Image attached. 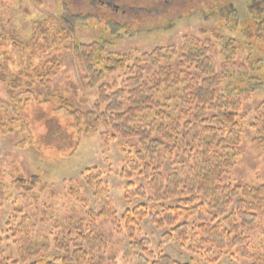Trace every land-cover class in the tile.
<instances>
[{"label":"trees","instance_id":"16d2710c","mask_svg":"<svg viewBox=\"0 0 264 264\" xmlns=\"http://www.w3.org/2000/svg\"><path fill=\"white\" fill-rule=\"evenodd\" d=\"M195 1L215 9L227 0H170L167 8L147 10L151 12L147 16L154 17V13L168 16L185 5L191 8ZM243 11V18L233 9L216 11L217 24L236 34L216 36L219 63L210 57L215 52L212 39H200L193 34L183 35L175 44L155 46L142 53L107 52L105 36L118 34L130 26L132 19L120 22L103 17V35L90 43H79L75 29L88 25L87 21L93 17L71 7L63 8L57 25L47 27V33L58 28L48 41L40 42L36 35L31 39L33 42L24 41L11 36L12 28L7 31L3 26L0 83L6 86V94L3 99L0 97V136L16 130L27 134L28 139L33 137L37 123L30 122L27 115L29 95L35 81H43L60 65L56 55L48 52V59L45 55L36 64L31 63V58L43 55L58 39L70 40L64 47L74 55L87 86H96L97 98L91 110L68 108L71 116L68 126L75 127L79 134H88L98 132L101 128L98 124L102 123L104 128L98 133L103 141L113 140L116 135L124 139L125 144L136 140L138 149L134 153L131 147L121 146L123 164L117 175L125 181L123 196L126 200L147 201L124 210L118 218L111 200L101 198L108 192L102 171L89 166L80 173L79 186L84 183L93 191L99 199V210L88 209L87 199L83 198L80 205L85 210L84 215L69 216L64 223L51 221V230L46 235L38 228V221L44 220L14 207L3 228L0 226V244L4 239L16 241L21 236L28 240L23 242L19 259H12V264L18 261L98 264L107 245L94 230L96 222L102 219L109 220L119 233L126 235L138 264H183L167 254L149 250L147 238H136L139 224L145 219L156 229H163L161 243L176 239L186 245L190 241L187 249L200 253L208 264H216L222 255L236 259L231 253L236 247H241L239 257L249 264H264V245L250 244L248 236L241 231L264 218V185L221 183L229 151L236 153L242 119L246 116L240 114L241 103L253 93L264 92V0H244ZM6 45H12L16 52L23 48L28 51L17 58L21 67L9 65L15 53ZM112 75H122L121 85L116 78L108 79ZM34 97L36 102H43L41 96ZM62 101L70 107L64 99ZM36 109L41 118V109ZM251 112L252 142L256 147L264 146V99ZM52 120L55 119H49L47 126H51ZM216 146L219 152L215 151ZM167 160L171 168L164 170ZM136 177L142 178L144 184ZM37 179L31 177V183L36 185ZM19 182L17 185L24 187L25 180ZM169 200L175 201L168 204ZM59 222H62L61 227ZM51 248L58 254H52L50 259L39 257ZM1 253L3 255L4 250ZM122 256L128 260L129 253L123 252ZM35 257L39 258L35 260ZM1 260L0 264H7L5 261L10 258Z\"/></svg>","mask_w":264,"mask_h":264},{"label":"rangeland","instance_id":"374dc122","mask_svg":"<svg viewBox=\"0 0 264 264\" xmlns=\"http://www.w3.org/2000/svg\"><path fill=\"white\" fill-rule=\"evenodd\" d=\"M169 5L170 0H0V32H3L4 26L7 31L12 28L13 33L9 32L13 34L11 36L24 41L33 42L31 39L35 35L40 38V42L48 41L50 35H54L58 28L55 30L53 28L47 33V27L52 28V24L57 25V19L62 15L63 8L71 7L86 11L85 13L93 17L87 21L88 25L77 26L75 29V37L79 43H90L103 35L105 32L101 29L102 26L104 27L103 17L120 22L132 19L130 26L121 29L118 34L105 36L107 52L142 53L155 46L175 44L183 35L193 34L200 39L206 37L212 39V48L215 52L210 57L215 63H219L220 58L216 52L219 40L216 36L233 37L236 34L217 24L219 17L217 18L216 11L226 12L228 8L233 9L240 18H243L244 0L222 1L215 9H209L199 1H195L191 8L185 5L168 13V16L155 13L152 15L154 17L147 16L151 14L147 10H159ZM57 41L58 43L47 49L43 55H33L31 58V63L36 64L48 52L56 55L60 65L59 69H53L43 81H35L36 84L31 90L32 95H29L31 101L27 106L29 111L27 115L30 122L33 120L37 123L33 137L28 139L27 134L16 130L11 134L0 136V226L2 228L14 207L34 214L35 219L44 220L38 221V228L46 235L51 230V221L62 220L64 223L69 216H83L85 210L80 205L83 198L87 199L88 209L99 210V199L94 196L93 191L84 183L82 187L79 186L80 173L89 166H96L102 171L108 192L101 198L106 197L111 200L118 218L124 210L131 209L138 203H147L142 199L126 200L123 196L125 181L117 175L123 164L121 146L131 147L134 153L138 149L136 140L127 141L125 144V140L116 135L113 140L105 142L98 133L104 128L102 123L98 124L101 126V128L97 127L98 132L88 134H79L75 127L68 126L71 116L67 109L91 110L97 98V89L96 86L91 88L87 86L74 55L64 47L70 43V40L67 42L63 38ZM6 48L15 53L9 65L21 67V62L17 58L28 51L23 48L16 52L12 45H6ZM48 54L44 57L46 60ZM111 78H116L117 84L121 85L122 75L108 77ZM4 94H6V86L0 83L1 99ZM36 95L43 98L42 103L36 102L34 97ZM62 99L70 107H66ZM263 99L264 92L253 93L241 103L240 114L246 116L242 119V131L238 135L236 153L229 151L226 167L221 176L222 184L251 187L264 185V146L256 147L252 142L254 129L249 126L253 120L252 109ZM37 107L41 109V118L37 116ZM49 119H55L50 122L51 126H47ZM215 151L219 152V147L216 146ZM182 156L187 158L184 154ZM181 159L177 158V160ZM170 168V161L167 160L164 170ZM31 177L38 178L39 182L36 185L32 184ZM21 179L27 183L22 188L17 185ZM138 182L144 184L142 178H139ZM30 186L32 188H29ZM174 201L169 200L167 203L173 204ZM62 222L58 223L59 227ZM94 230L107 244L98 264H138L136 253L130 249L126 235L119 233L109 220H98ZM162 231L163 229H156L148 219H145L139 224L136 238H147L148 249L155 254H167L183 264H208L201 258L200 253L194 249H187L191 244L190 241L186 245L180 244L176 239L161 243ZM241 231L248 236L250 244L264 245V218L251 226L243 227ZM52 237L49 235V238ZM13 239H4L0 244V260L3 257L10 258L5 261L8 262L7 264H12V259H19V250L24 247L23 242L28 240L22 236L16 241ZM240 249L241 247H236L231 251L236 259L230 255H222L216 264H249L247 260L239 257ZM123 252L129 253L128 260L122 256ZM52 254H58L54 248L39 257L50 259ZM39 257H35V260ZM28 262L30 261L24 263L18 261L16 264H28Z\"/></svg>","mask_w":264,"mask_h":264}]
</instances>
